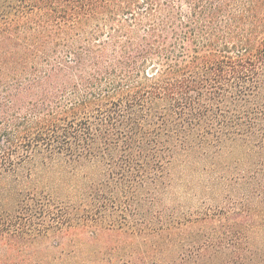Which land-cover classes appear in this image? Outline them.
I'll return each mask as SVG.
<instances>
[{
	"label": "trees",
	"instance_id": "obj_1",
	"mask_svg": "<svg viewBox=\"0 0 264 264\" xmlns=\"http://www.w3.org/2000/svg\"><path fill=\"white\" fill-rule=\"evenodd\" d=\"M1 178L0 264H264V0H0Z\"/></svg>",
	"mask_w": 264,
	"mask_h": 264
},
{
	"label": "rangeland",
	"instance_id": "obj_2",
	"mask_svg": "<svg viewBox=\"0 0 264 264\" xmlns=\"http://www.w3.org/2000/svg\"><path fill=\"white\" fill-rule=\"evenodd\" d=\"M7 178H1L0 179V195H1V191L4 187V185L7 184V181L8 179L6 180ZM1 197V196H0ZM14 199L15 198H3L0 199V202L1 200H3V202H1V206H4L6 207L7 209H10L12 208L13 204H14ZM40 248L45 251L43 254H36V255H33L31 258L32 259H50L52 256L48 254V251L52 248V246H55V247H59L60 244H61V247H66V248H73L75 247V238L72 237L70 240H66L64 238L61 239V237H57V238H54V239H48V240H41V243H40ZM56 260H60V259H63V256L62 257H55Z\"/></svg>",
	"mask_w": 264,
	"mask_h": 264
}]
</instances>
